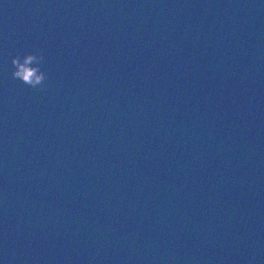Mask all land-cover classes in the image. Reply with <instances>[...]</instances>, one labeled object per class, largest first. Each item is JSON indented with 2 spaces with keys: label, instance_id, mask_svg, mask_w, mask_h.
I'll return each mask as SVG.
<instances>
[{
  "label": "water",
  "instance_id": "95a60500",
  "mask_svg": "<svg viewBox=\"0 0 264 264\" xmlns=\"http://www.w3.org/2000/svg\"><path fill=\"white\" fill-rule=\"evenodd\" d=\"M43 52L48 87L13 79ZM77 0H0V264H77Z\"/></svg>",
  "mask_w": 264,
  "mask_h": 264
},
{
  "label": "clouds",
  "instance_id": "9594fccd",
  "mask_svg": "<svg viewBox=\"0 0 264 264\" xmlns=\"http://www.w3.org/2000/svg\"><path fill=\"white\" fill-rule=\"evenodd\" d=\"M44 63L43 52H28L13 57V79L37 91H45L48 87L49 74L44 70Z\"/></svg>",
  "mask_w": 264,
  "mask_h": 264
}]
</instances>
